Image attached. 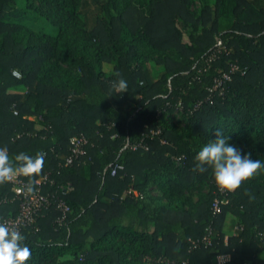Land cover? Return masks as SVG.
<instances>
[{"label":"trees","instance_id":"obj_1","mask_svg":"<svg viewBox=\"0 0 264 264\" xmlns=\"http://www.w3.org/2000/svg\"><path fill=\"white\" fill-rule=\"evenodd\" d=\"M84 1L0 0V148L46 154L31 179L47 177L49 204L21 231L27 264H264V169L232 192L192 171L218 128L264 163V7L242 21L250 0H200L197 15L193 0H90L102 15L89 29ZM80 136L83 154L67 164ZM12 187L0 185V223L20 214Z\"/></svg>","mask_w":264,"mask_h":264},{"label":"clouds","instance_id":"obj_2","mask_svg":"<svg viewBox=\"0 0 264 264\" xmlns=\"http://www.w3.org/2000/svg\"><path fill=\"white\" fill-rule=\"evenodd\" d=\"M117 79L112 81V88L116 94L127 91V81L119 72ZM216 139L203 145L194 156V172L203 173L211 170L216 188L224 192H232L252 179L264 163L253 160L250 154H242L234 145L228 142L221 129H217ZM44 152H37L35 156L19 153L14 160L9 157L7 147L0 148V185L13 182L18 177L29 178L25 188H18L17 192L31 193L32 177L43 171ZM25 237L15 228L6 223H0V264H27L31 258V250L23 243Z\"/></svg>","mask_w":264,"mask_h":264},{"label":"built area","instance_id":"obj_3","mask_svg":"<svg viewBox=\"0 0 264 264\" xmlns=\"http://www.w3.org/2000/svg\"><path fill=\"white\" fill-rule=\"evenodd\" d=\"M216 42L217 45H220L219 40H217ZM236 70H238V67L232 66L230 72H234ZM13 76L16 78L21 77L18 71H13ZM222 79L225 80L228 79V75L227 74L223 75ZM221 80L216 81L217 86L221 84L222 82ZM70 143L72 147L70 149V154L66 157L67 164L71 163L74 158L83 154V146L86 144V140L83 136L73 137L71 138ZM121 169H122L121 165H116L111 170V174L115 175L116 172ZM47 181L48 179L45 176L34 182L32 184L33 190L31 193H28L26 191L17 192L18 188H25V186L28 183L22 181L19 177L15 181H13L12 191L21 200L20 214L13 219L4 220L2 223L8 224L10 227L15 228L20 233L23 228L31 225L34 222L37 213L41 209L46 208L49 204L48 196L42 194V189L44 185L47 183ZM67 189H70V187H67ZM222 203H227V201L225 199L214 201V203L211 206L213 213L218 214L220 212V205ZM58 209L62 213L61 220H63L65 218V214L68 212L69 209L62 201L58 202ZM208 239H209L208 237H204L203 242L208 243L209 242Z\"/></svg>","mask_w":264,"mask_h":264},{"label":"rangeland","instance_id":"obj_4","mask_svg":"<svg viewBox=\"0 0 264 264\" xmlns=\"http://www.w3.org/2000/svg\"><path fill=\"white\" fill-rule=\"evenodd\" d=\"M204 1V0H203ZM210 5H213V1L214 0H206ZM251 2V6L250 8L240 17L242 21H246L249 18L253 17L256 18L259 14V10L264 7V2L261 0H250ZM203 2L200 0H193L190 4V10L195 14H199V11L201 9V4ZM82 10L80 11V15L83 19V21L85 22L87 28L91 29L96 22V19L99 18L102 15L101 12V4H95L93 2H91L90 0H85L82 3ZM27 25L33 29L36 33H44L49 32L48 29H45V25L44 22L40 19H34L32 21H28ZM184 40L187 41V32H184ZM148 71L150 72V75L152 76V78L158 77L161 73H160V68L157 65L154 64H147L146 65ZM111 70V66L110 65H104V71L108 72ZM25 90L24 87H17L14 88L12 91L13 92H23ZM124 106V105H123ZM129 105H125V107H128ZM168 121H170L173 124H176L177 127L182 128L183 127V123L180 120V117L177 113H174L172 115H170L168 117ZM239 151L241 150V148H237ZM193 199L195 200L196 197L194 194H192ZM224 233H225V238H227L228 236L236 233V227L234 222L231 221V219H229L227 222H225V227H224Z\"/></svg>","mask_w":264,"mask_h":264},{"label":"crops","instance_id":"obj_5","mask_svg":"<svg viewBox=\"0 0 264 264\" xmlns=\"http://www.w3.org/2000/svg\"><path fill=\"white\" fill-rule=\"evenodd\" d=\"M224 227H225V225H224ZM228 260H229V257L228 256H218L217 257V264H225Z\"/></svg>","mask_w":264,"mask_h":264}]
</instances>
